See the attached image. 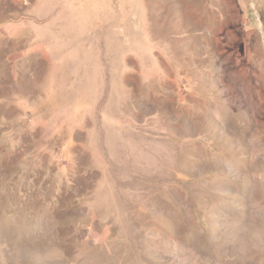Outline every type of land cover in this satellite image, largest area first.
Instances as JSON below:
<instances>
[{"label":"rangeland","instance_id":"1","mask_svg":"<svg viewBox=\"0 0 264 264\" xmlns=\"http://www.w3.org/2000/svg\"><path fill=\"white\" fill-rule=\"evenodd\" d=\"M0 264H264V0H0Z\"/></svg>","mask_w":264,"mask_h":264},{"label":"crops","instance_id":"2","mask_svg":"<svg viewBox=\"0 0 264 264\" xmlns=\"http://www.w3.org/2000/svg\"><path fill=\"white\" fill-rule=\"evenodd\" d=\"M39 44V43H38ZM38 48V47H37ZM39 49V48H38ZM31 50H35V49H31ZM47 49L45 48V60H48L49 59V56H48V54H49V51L47 52L46 51Z\"/></svg>","mask_w":264,"mask_h":264}]
</instances>
